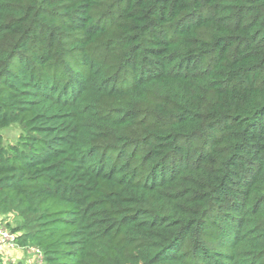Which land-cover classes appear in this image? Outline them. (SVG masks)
I'll list each match as a JSON object with an SVG mask.
<instances>
[{"label":"trees","instance_id":"obj_1","mask_svg":"<svg viewBox=\"0 0 264 264\" xmlns=\"http://www.w3.org/2000/svg\"><path fill=\"white\" fill-rule=\"evenodd\" d=\"M12 124L41 264H264V0H0Z\"/></svg>","mask_w":264,"mask_h":264},{"label":"rangeland","instance_id":"obj_2","mask_svg":"<svg viewBox=\"0 0 264 264\" xmlns=\"http://www.w3.org/2000/svg\"><path fill=\"white\" fill-rule=\"evenodd\" d=\"M20 133V129L16 124H12L7 128L0 130L5 144L14 143ZM19 224V219L13 214L4 215L0 221V260L3 264H41V256L39 253L28 248L16 246L14 242L8 239L15 237L17 233L13 232ZM10 238V237H9Z\"/></svg>","mask_w":264,"mask_h":264},{"label":"built area","instance_id":"obj_3","mask_svg":"<svg viewBox=\"0 0 264 264\" xmlns=\"http://www.w3.org/2000/svg\"><path fill=\"white\" fill-rule=\"evenodd\" d=\"M10 237V238H9ZM8 239H10V240H12L13 241V237L11 238V236H8ZM33 251H35V252H37L38 253V251L36 250V249H33V248H31Z\"/></svg>","mask_w":264,"mask_h":264}]
</instances>
